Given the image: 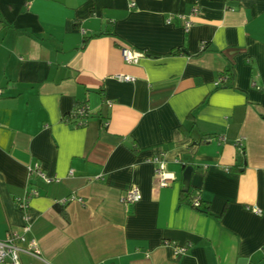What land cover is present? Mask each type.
<instances>
[{
  "label": "crops",
  "instance_id": "0c3cea01",
  "mask_svg": "<svg viewBox=\"0 0 264 264\" xmlns=\"http://www.w3.org/2000/svg\"><path fill=\"white\" fill-rule=\"evenodd\" d=\"M0 91V239L27 215L40 256L21 264H264V0H0Z\"/></svg>",
  "mask_w": 264,
  "mask_h": 264
},
{
  "label": "built area",
  "instance_id": "2783aa9c",
  "mask_svg": "<svg viewBox=\"0 0 264 264\" xmlns=\"http://www.w3.org/2000/svg\"><path fill=\"white\" fill-rule=\"evenodd\" d=\"M133 5L132 3L130 4ZM197 8L193 7L189 13L180 14L179 17L182 20V28L184 32H188L191 27V17L197 13ZM169 18L167 22H169ZM201 48H204V44H201ZM120 53L122 59L125 63L134 64L137 63L140 58L144 56L143 52L136 51L127 47H121ZM116 78L121 81H132L133 77L128 75H116ZM227 80V76H219L215 82L217 86L224 84ZM1 95V91H0ZM90 114V111L86 107H81L77 109L75 112H72L73 117H87ZM70 117V116H69ZM69 118H64V121H68ZM76 124H81L80 121H76ZM237 145H242V139L237 141ZM151 162L155 165L154 175L156 178V185L160 187L168 186L173 180L174 177L172 174H169L165 171L164 161L161 158V154L159 156H155L152 158ZM29 176H34L39 179L43 183H51L57 181L55 178L46 177L39 167L37 163H34L31 167L28 168ZM38 195V191L36 188H30L26 190L21 196L15 197L14 201L18 208L25 211L28 208L29 201L32 197ZM140 194L136 188H130L125 190L123 194L120 196V202L124 206H128L137 202L140 199ZM66 199L62 200L61 203H65ZM190 205L193 208L200 207V200L197 195H192L190 199ZM252 211L260 215L261 210L257 207H253ZM31 230V222L27 215L24 216V223L17 229L9 230L5 237L0 239V264H21L20 254L26 253L33 257L39 258V250L37 247L36 240L31 238L27 240L26 235ZM189 245H174V253L175 254H183L187 251Z\"/></svg>",
  "mask_w": 264,
  "mask_h": 264
},
{
  "label": "water",
  "instance_id": "95a60500",
  "mask_svg": "<svg viewBox=\"0 0 264 264\" xmlns=\"http://www.w3.org/2000/svg\"><path fill=\"white\" fill-rule=\"evenodd\" d=\"M193 166L192 165H182V186L184 187L183 190H187L189 186V181L191 174L193 172Z\"/></svg>",
  "mask_w": 264,
  "mask_h": 264
},
{
  "label": "trees",
  "instance_id": "16d2710c",
  "mask_svg": "<svg viewBox=\"0 0 264 264\" xmlns=\"http://www.w3.org/2000/svg\"><path fill=\"white\" fill-rule=\"evenodd\" d=\"M196 109H197V107L191 112V114L193 115V113H194V111H196ZM186 196V198H187V191L184 193Z\"/></svg>",
  "mask_w": 264,
  "mask_h": 264
}]
</instances>
